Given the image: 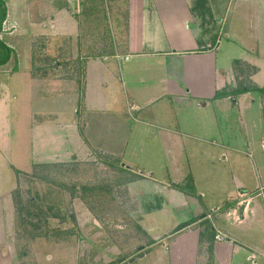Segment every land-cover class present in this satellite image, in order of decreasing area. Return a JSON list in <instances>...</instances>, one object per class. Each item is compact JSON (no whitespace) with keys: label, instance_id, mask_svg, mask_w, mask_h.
<instances>
[{"label":"rangeland","instance_id":"rangeland-1","mask_svg":"<svg viewBox=\"0 0 264 264\" xmlns=\"http://www.w3.org/2000/svg\"><path fill=\"white\" fill-rule=\"evenodd\" d=\"M3 1L10 15L7 29L14 32L17 25L22 24L20 30L24 24H31L28 37L34 62L29 72L33 78H39L40 49V59L54 56L52 59L62 64L65 58L58 57L57 50L67 53L73 41L84 53L83 60L124 53L129 0ZM260 1H213L221 7L215 21L226 16L221 25L226 34L220 32L216 43H220L217 69L221 73L234 70L235 89L247 88L250 96L242 99L238 95L246 93H238V105H232L231 98L229 106L205 109L187 108L173 101L174 116L173 122L170 116L169 125L155 124L127 111L125 119L133 128L131 133L124 130L126 144L118 149L117 153H122L118 159L95 152L65 163L32 165L36 144L45 143L39 134V114H32L33 110L39 112V98L33 96L29 78L21 71L11 77L12 99L6 107L14 130L6 138L12 146L17 141L22 145L28 142V158L13 164L26 174L17 177L11 192L12 209L3 212L7 221H0V264H168V247L175 243L177 228L201 214L223 216L234 209L239 214L242 204L243 211L248 207L246 198L254 203L251 220L255 223L246 228L221 223L238 244L247 242L264 249V197L253 201L258 190L263 188L264 193V93L251 90L257 87L253 82L261 86L258 88L264 87V65L259 71L246 63H234L250 56L244 46L256 43L259 50L264 48V19L257 12ZM24 9L29 19L23 18ZM56 12L60 27L71 28L76 23L75 35L61 32L56 39L48 33L51 25H57L51 17ZM219 28L216 23L215 30ZM19 30L14 44L7 46L17 52L22 65L19 69L25 70L29 45ZM257 71L250 82L249 77ZM162 105L167 104L156 107ZM7 108L0 107V118ZM147 123L161 128L144 125ZM163 129L174 132L169 149L159 138ZM49 149L39 152L44 154ZM151 174L152 180L147 179ZM175 182L183 185L184 192L172 188ZM237 183L246 190L240 195L235 194ZM170 186L173 191H167ZM227 203L230 206L226 209ZM202 219L199 228L211 237L213 220ZM241 249L245 252H238L232 264H252L245 260L251 254L258 264H264L261 253Z\"/></svg>","mask_w":264,"mask_h":264},{"label":"crops","instance_id":"crops-1","mask_svg":"<svg viewBox=\"0 0 264 264\" xmlns=\"http://www.w3.org/2000/svg\"><path fill=\"white\" fill-rule=\"evenodd\" d=\"M213 1L216 0H207V4L215 19L221 13L219 11L221 7L216 6ZM191 4L192 0H129L124 53L83 60L84 53L73 41L74 44L67 53H64L66 50L63 52L57 50V56L65 58L62 64L59 60H53L54 56L43 55L40 59V49L37 79L29 72L34 62L29 43L32 34L29 27L31 24H24L20 30L22 24L16 26L20 36L24 40L27 39L30 54L26 59L25 70L19 69L22 67L21 60L18 61L19 56L13 49L10 61L0 66V107L7 108L6 105L12 99L8 82L13 75L21 71L29 78V89H32L33 96L39 98V112L33 110L32 114H39L37 122L39 134L45 139L44 144H36L35 154H32V165L65 163L95 152L118 159L122 155L117 153L118 149L121 146L125 147L126 144L124 130L131 133L133 128L132 123L125 119L127 111H133L134 115L150 119L155 124L159 121L169 125L168 120L171 115L173 122V101L187 108L193 106L197 109H205L214 105L229 106L231 98L235 101L232 105H238V96L242 99L250 96L246 93L236 97L215 98V94L221 90L235 89L234 70L222 73L218 71L216 52L220 48V43L210 49V36H201V29L190 13ZM259 4L257 12L261 13L264 19V0ZM24 10L25 12L21 13L23 18L29 19L27 9ZM51 17L57 22L56 26L51 25V31L48 32L53 34L51 36L56 38L61 32H68L65 36H73L78 32L75 22L71 28L60 27L58 13L56 12L55 17L52 13ZM9 19L7 8V18L0 32V40L7 42L5 44L11 47L10 44H14L17 30L13 32L7 29ZM225 19L226 16L216 22L217 28H221L220 31L217 30L218 35L220 32L222 35L226 34L222 30ZM226 38L230 41L228 37ZM198 42H203V45L199 46ZM244 47L249 48L247 51L250 56L240 60L241 63L237 60L234 63L252 65L260 71L261 66L264 65V48L259 50V44L256 43ZM14 65L15 70H13ZM77 69L81 71L80 77L76 76ZM259 71L253 76L251 74L250 82L254 81ZM253 83L257 88L261 87L257 82ZM13 99L16 100V97ZM162 102H166L167 105L157 108L156 105ZM155 124L144 125L155 126ZM11 126L7 108L6 113L0 118V130H4V134L0 135L1 222L8 219L3 212L7 213L12 209L11 192L17 185V172L26 174V171L13 164L19 165L22 161H26L28 142L22 145L17 141L12 146L8 137L6 138L8 133L11 135V130H14ZM173 133L170 129H163L159 134L160 141L167 144L168 149L172 146L170 135ZM45 148L50 149L47 152L45 150L44 154L39 152V149ZM121 160L123 162V159ZM142 177L146 178L145 175ZM149 178L152 180L153 174L147 177ZM242 186L241 183L236 184L235 194L246 191ZM166 189L173 191L171 186ZM262 191L263 188L261 191L258 190L253 201L255 197H264ZM246 201L249 202L248 207L243 211L242 204L239 214L234 209L223 216L207 215L203 218V220H213L211 237L210 234L207 237L206 232L199 228L201 221L178 231L175 234V243L171 242L168 247V264H232L238 252H245L241 247L264 255V249L255 247V244L247 242L238 244L237 238L232 236L221 223L230 222L236 227L244 228L252 226L255 223L251 220L254 203L248 198ZM5 226L1 225V227ZM217 236L220 241L216 239ZM254 258L255 255L251 254L245 260L258 264Z\"/></svg>","mask_w":264,"mask_h":264},{"label":"trees","instance_id":"trees-1","mask_svg":"<svg viewBox=\"0 0 264 264\" xmlns=\"http://www.w3.org/2000/svg\"><path fill=\"white\" fill-rule=\"evenodd\" d=\"M190 13L193 16V18L195 20H199L200 22L198 23L200 29H201V34L203 36L209 35L210 36V40H209V44H210V49H213L217 43V40L219 38L218 35V31L215 30V24L216 21L213 18L211 12H210V8L207 4V0H192V4H191V8H190ZM7 18V7L6 4L3 0H0V32L2 30V25L3 23L6 21ZM207 26L209 28H207ZM199 46L203 45V42H198ZM12 56V50L11 48H9L7 45H5L1 40H0V66H4L6 65ZM225 90V89H224ZM221 90L219 92H217L215 94V98H223V97H227V96H235L238 93H246V91H248L249 89H233L229 92ZM251 90H258L262 93H264V87L262 88H251ZM19 175H22L21 173L17 172V177ZM172 188H175L176 190H178L179 192H184L183 189V185H173ZM187 191L191 192L187 187H185ZM191 190L193 191V189L191 188ZM193 193V192H192ZM230 204L227 203L225 205V208H229ZM202 218H205V216H201V217H197L195 219L190 220L188 223H185L183 225L180 226V228H177L175 230L174 233H177L178 231H180L182 228H185L199 220H201ZM203 220V219H202ZM202 222V221H201ZM173 233V234H174ZM172 236V235H171ZM142 255H139L138 257H140ZM109 264H114V262H111Z\"/></svg>","mask_w":264,"mask_h":264},{"label":"water","instance_id":"water-1","mask_svg":"<svg viewBox=\"0 0 264 264\" xmlns=\"http://www.w3.org/2000/svg\"><path fill=\"white\" fill-rule=\"evenodd\" d=\"M231 102L234 103L235 102L234 99H232ZM130 262H131V260L128 263H130Z\"/></svg>","mask_w":264,"mask_h":264},{"label":"built area","instance_id":"built-area-1","mask_svg":"<svg viewBox=\"0 0 264 264\" xmlns=\"http://www.w3.org/2000/svg\"><path fill=\"white\" fill-rule=\"evenodd\" d=\"M216 239L220 241V239H218V236L216 237Z\"/></svg>","mask_w":264,"mask_h":264}]
</instances>
